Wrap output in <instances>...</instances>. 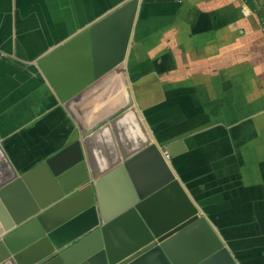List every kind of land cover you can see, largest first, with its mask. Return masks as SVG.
<instances>
[{
  "label": "crops",
  "instance_id": "obj_1",
  "mask_svg": "<svg viewBox=\"0 0 264 264\" xmlns=\"http://www.w3.org/2000/svg\"><path fill=\"white\" fill-rule=\"evenodd\" d=\"M127 1L0 0V145L26 172L79 139L94 179L172 145L238 264H264V0H141L127 61L61 104L34 63ZM207 244L183 241L180 260Z\"/></svg>",
  "mask_w": 264,
  "mask_h": 264
},
{
  "label": "water",
  "instance_id": "obj_2",
  "mask_svg": "<svg viewBox=\"0 0 264 264\" xmlns=\"http://www.w3.org/2000/svg\"><path fill=\"white\" fill-rule=\"evenodd\" d=\"M140 6L128 0L34 63L61 104L127 61ZM164 152L175 156L154 142L94 179L79 139L26 172L0 145V264H186L193 236L208 241L196 264H238Z\"/></svg>",
  "mask_w": 264,
  "mask_h": 264
},
{
  "label": "built area",
  "instance_id": "obj_3",
  "mask_svg": "<svg viewBox=\"0 0 264 264\" xmlns=\"http://www.w3.org/2000/svg\"><path fill=\"white\" fill-rule=\"evenodd\" d=\"M261 6H262V9L264 10V2H261ZM164 155H165V157L169 160L170 159V157H169V155L167 154V152H164Z\"/></svg>",
  "mask_w": 264,
  "mask_h": 264
},
{
  "label": "bare ground",
  "instance_id": "obj_4",
  "mask_svg": "<svg viewBox=\"0 0 264 264\" xmlns=\"http://www.w3.org/2000/svg\"><path fill=\"white\" fill-rule=\"evenodd\" d=\"M71 130V129H70Z\"/></svg>",
  "mask_w": 264,
  "mask_h": 264
}]
</instances>
